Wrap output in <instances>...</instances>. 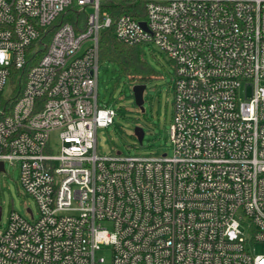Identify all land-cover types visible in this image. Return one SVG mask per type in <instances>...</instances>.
<instances>
[{"label": "built area", "instance_id": "2783aa9c", "mask_svg": "<svg viewBox=\"0 0 264 264\" xmlns=\"http://www.w3.org/2000/svg\"><path fill=\"white\" fill-rule=\"evenodd\" d=\"M107 2L141 7L113 17ZM71 9L83 27L59 20ZM112 26L175 66L171 154L97 152L117 113L98 92ZM25 68L0 107V161L38 214H9L0 264H264L250 250L264 242V0H0V94Z\"/></svg>", "mask_w": 264, "mask_h": 264}, {"label": "rangeland", "instance_id": "374dc122", "mask_svg": "<svg viewBox=\"0 0 264 264\" xmlns=\"http://www.w3.org/2000/svg\"><path fill=\"white\" fill-rule=\"evenodd\" d=\"M143 55L149 65L155 70L154 77L147 79L144 91L143 109L135 103L133 86L135 83L123 72L117 64L110 60L100 61L98 92L100 103L116 108L114 123L99 127L97 130V152L100 155L121 156H151L171 154L172 146L169 137V127L173 116L174 89L173 78L175 66L167 53L153 43L142 46ZM11 80L7 81L0 98L13 96ZM144 130L143 140L135 134V127ZM52 147L56 150L55 142ZM20 169L18 163L9 161L0 172V206L2 207V222L0 228L7 224L12 211L26 218L30 207L38 214V205L19 182ZM249 233L248 230H245ZM252 253L264 254V242H256L250 246Z\"/></svg>", "mask_w": 264, "mask_h": 264}, {"label": "trees", "instance_id": "16d2710c", "mask_svg": "<svg viewBox=\"0 0 264 264\" xmlns=\"http://www.w3.org/2000/svg\"><path fill=\"white\" fill-rule=\"evenodd\" d=\"M103 7L107 9L113 17L122 13H131L140 9L141 4L136 3H116L107 2ZM143 9V8H142ZM86 19L84 11L77 12L71 9L62 14L59 20L70 21L77 29L83 27ZM100 61L110 60L117 64L121 72L128 76L133 82L144 83L147 79L155 76V70L149 65L143 55L142 45L128 44L119 40L114 31V27H108L102 30L99 43ZM37 58V57H36ZM34 61L35 62V59ZM31 65V63H29ZM28 68V66H27ZM27 68L24 70H15L11 77V87L13 96L9 98H0V107H11L25 85V75Z\"/></svg>", "mask_w": 264, "mask_h": 264}, {"label": "water", "instance_id": "95a60500", "mask_svg": "<svg viewBox=\"0 0 264 264\" xmlns=\"http://www.w3.org/2000/svg\"><path fill=\"white\" fill-rule=\"evenodd\" d=\"M133 92L135 97V103L139 105L143 109V102H144V91H145V84L144 83H135L133 86ZM135 134L139 138L140 141L143 140L144 137V130L142 127L137 126L135 127ZM120 153V151H118ZM4 169V162L0 161V171ZM1 207H0V215H1Z\"/></svg>", "mask_w": 264, "mask_h": 264}]
</instances>
